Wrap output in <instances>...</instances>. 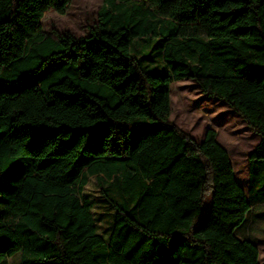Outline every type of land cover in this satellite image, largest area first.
I'll list each match as a JSON object with an SVG mask.
<instances>
[{
	"label": "trees",
	"instance_id": "obj_1",
	"mask_svg": "<svg viewBox=\"0 0 264 264\" xmlns=\"http://www.w3.org/2000/svg\"><path fill=\"white\" fill-rule=\"evenodd\" d=\"M71 2L0 0V83L21 82L0 87V264H260L235 230L264 202V0H104L90 35L44 30ZM185 79L259 136L247 189L216 130L171 120Z\"/></svg>",
	"mask_w": 264,
	"mask_h": 264
},
{
	"label": "rangeland",
	"instance_id": "obj_2",
	"mask_svg": "<svg viewBox=\"0 0 264 264\" xmlns=\"http://www.w3.org/2000/svg\"><path fill=\"white\" fill-rule=\"evenodd\" d=\"M103 4L104 0H72L64 14L54 10L47 11L42 18L43 28L46 31L69 32L76 37L88 36L98 25L99 9ZM156 51L150 46H143L144 53L153 54ZM155 58L158 59V56ZM143 62L154 65L149 60ZM53 63L45 66L50 67ZM20 85L21 82L0 83V87L6 89ZM171 100V120L196 140L203 139L209 128L216 130L217 140L231 156L237 180L247 189L249 173L247 155L259 142V136L226 103L207 97L192 79L175 81L171 85ZM83 191L93 200V212L99 233L107 239L115 211L104 200L95 176H90ZM235 233L241 238L251 239L258 246L259 263L264 264V202L257 203L251 208ZM20 261V254L16 253L8 259V264H20Z\"/></svg>",
	"mask_w": 264,
	"mask_h": 264
}]
</instances>
